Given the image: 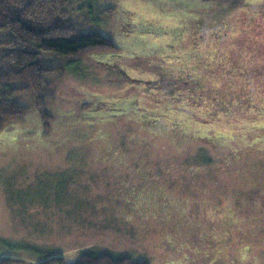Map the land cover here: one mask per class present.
Masks as SVG:
<instances>
[{"label":"rangeland","instance_id":"rangeland-1","mask_svg":"<svg viewBox=\"0 0 264 264\" xmlns=\"http://www.w3.org/2000/svg\"><path fill=\"white\" fill-rule=\"evenodd\" d=\"M69 9L82 31L120 50L51 60L64 71L43 90L48 123L37 93L20 91L26 114L0 129V259L72 263L90 252L132 263L264 264V0H73ZM124 20L143 36L151 25L176 26L178 38L163 45L185 64L170 74L197 79L205 104L188 85L126 81L118 65L148 78L163 66L118 58L135 40ZM10 40L0 30V54ZM115 99L171 117L92 109L120 106Z\"/></svg>","mask_w":264,"mask_h":264},{"label":"trees","instance_id":"trees-1","mask_svg":"<svg viewBox=\"0 0 264 264\" xmlns=\"http://www.w3.org/2000/svg\"><path fill=\"white\" fill-rule=\"evenodd\" d=\"M73 0H0V30L11 33L0 54V129L24 117L27 107L21 90L36 92L37 106L48 123L43 90L52 74L64 68L49 67L56 56L78 60L83 54L102 50H120L116 43L98 31H82L69 7ZM84 1V7H88ZM124 23H129L124 20ZM23 86L22 85V83ZM177 87L176 85L168 88ZM121 112L120 110L117 113ZM0 259V264H13ZM37 264H150L132 263L128 258L86 252L68 263L62 256H51Z\"/></svg>","mask_w":264,"mask_h":264},{"label":"flooded vegetation","instance_id":"flooded-vegetation-1","mask_svg":"<svg viewBox=\"0 0 264 264\" xmlns=\"http://www.w3.org/2000/svg\"><path fill=\"white\" fill-rule=\"evenodd\" d=\"M126 28L124 29L127 31V33L131 35H135V40L133 39L130 41H126V47L128 46V49L126 50V54H118L119 59H131V58H153V59H161L158 60L162 68H159L160 71H156V73L152 77H133L125 68L122 66L118 65V71L124 76L126 81L129 79L131 82H133L134 86H137V82H144L146 84H149L150 86L154 88H160L161 91H164L166 89H169V86L176 85L178 88L179 86H189L191 87V95L193 101H195L197 104L202 105L205 104L204 98L197 93V89L200 84V82L197 79H190V80H178L177 78L173 77L172 72H175L179 69H181V65L185 64V58L182 56L180 53H174L168 51L165 46L163 45V42H166L168 40L173 41L177 36V28L174 24L172 23H165V24H158V25H151L150 29L148 30V35L143 36L142 33V28L139 25L132 24V23H126L125 24ZM137 30L140 31V33H134L137 32ZM134 31V32H133ZM152 33V34H150ZM162 43V44H161ZM117 66V65H116ZM165 67V68H164ZM171 81V82H170ZM100 100V99H98ZM119 100L122 102L120 106H115L110 104L109 102H105L104 100L102 101H97L95 103L94 109L96 112L95 114H109L110 116H117V115H124L129 113L133 107V109H137V111L143 110V118L144 120H149L150 118L153 117L155 120L154 122L158 123L160 122V117L163 116H170V114L167 112H156V111H150L146 107L142 106H137L134 105L135 102L132 100L128 99H115ZM217 103L215 105L216 110H225L228 107V104L226 101H216ZM213 105V106H214ZM218 105V107L216 106ZM222 108H220V107ZM121 111L117 113V111ZM171 117V116H170ZM175 118L174 121H177L178 118ZM172 118V119H173ZM173 121V123H175Z\"/></svg>","mask_w":264,"mask_h":264}]
</instances>
